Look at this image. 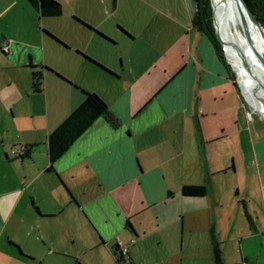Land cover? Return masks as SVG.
<instances>
[{
    "label": "crops",
    "instance_id": "crops-1",
    "mask_svg": "<svg viewBox=\"0 0 264 264\" xmlns=\"http://www.w3.org/2000/svg\"><path fill=\"white\" fill-rule=\"evenodd\" d=\"M55 1L0 0V264H117L120 246L128 264H264V121L192 0ZM83 91L117 125L95 118L49 167Z\"/></svg>",
    "mask_w": 264,
    "mask_h": 264
},
{
    "label": "trees",
    "instance_id": "trees-1",
    "mask_svg": "<svg viewBox=\"0 0 264 264\" xmlns=\"http://www.w3.org/2000/svg\"><path fill=\"white\" fill-rule=\"evenodd\" d=\"M26 1L30 6L36 9L40 16H57L60 14V5L55 0ZM192 2L194 4V11L191 17V25L207 39L218 61L226 66L231 79H234L229 65L224 60L221 48L214 37L210 21L208 0H192ZM244 2L254 18L264 28V0H244ZM232 60L234 61L233 58ZM29 67L33 68L34 66L29 65ZM31 79L32 88L34 90H39L41 86V70L33 69L31 71ZM248 100L252 103L251 99ZM97 117H102L111 127L117 125V119L108 111L102 99L93 92L83 91L81 102L46 136L49 167H51L53 161L58 158L72 141ZM181 193L187 196H201L204 194V188L201 185H185L182 186ZM213 256L214 261H217V249L213 250ZM115 261L117 264L121 261L119 252L115 256Z\"/></svg>",
    "mask_w": 264,
    "mask_h": 264
},
{
    "label": "bare ground",
    "instance_id": "bare-ground-1",
    "mask_svg": "<svg viewBox=\"0 0 264 264\" xmlns=\"http://www.w3.org/2000/svg\"><path fill=\"white\" fill-rule=\"evenodd\" d=\"M210 1L216 16V31L223 41L226 57L235 72L243 97L251 109L264 118V31L259 30L254 23L248 22L252 40L255 41L254 51L260 57V63H256L230 0ZM229 55L237 61L234 62ZM245 68L250 73L247 76ZM248 99H251L252 103Z\"/></svg>",
    "mask_w": 264,
    "mask_h": 264
},
{
    "label": "water",
    "instance_id": "water-1",
    "mask_svg": "<svg viewBox=\"0 0 264 264\" xmlns=\"http://www.w3.org/2000/svg\"><path fill=\"white\" fill-rule=\"evenodd\" d=\"M209 2V7H210V21H211V25H212V29H213V33H214V37L216 39V41L218 42L221 51H222V55L224 56L225 61L228 63V65L230 66V69L234 72L231 64L229 63L226 54H225V49H224V44L223 41L220 39L217 31H216V27H215V21H216V16L214 13V9L212 7L211 1L208 0ZM231 6L234 9V11L236 12L237 18L239 20L241 29H242V33L244 34L245 38H246V42L248 44V47L250 48V51L252 53V57L254 59V61L256 63H260V57L257 55V53L254 51L253 48V40L250 34V30L248 27V22L249 23H254L256 25V27L261 30L264 31V28L260 25V23L254 18L253 14L251 13V11L248 9V7L246 6L244 0H230ZM235 74V72H234ZM234 82L236 83L242 97V91L240 89V85L237 81L236 75L234 77ZM258 86L257 84L255 85V87ZM257 88V87H256ZM243 99L245 100V98L243 97ZM246 102V100H245ZM247 103V102H246ZM248 104V103H247ZM248 106L250 107V105L248 104ZM251 108V107H250Z\"/></svg>",
    "mask_w": 264,
    "mask_h": 264
},
{
    "label": "built area",
    "instance_id": "built-area-1",
    "mask_svg": "<svg viewBox=\"0 0 264 264\" xmlns=\"http://www.w3.org/2000/svg\"><path fill=\"white\" fill-rule=\"evenodd\" d=\"M6 48H7V42L4 40H0V49L2 51H5ZM24 151H25V148L20 146L17 149L10 148L8 151V154L11 157H19L23 154ZM118 252H119V256H121V261L118 262V264H128L129 261H128V258H126V247L120 246L118 248ZM233 264H244V262L243 260H239Z\"/></svg>",
    "mask_w": 264,
    "mask_h": 264
},
{
    "label": "rangeland",
    "instance_id": "rangeland-1",
    "mask_svg": "<svg viewBox=\"0 0 264 264\" xmlns=\"http://www.w3.org/2000/svg\"><path fill=\"white\" fill-rule=\"evenodd\" d=\"M253 42H255V41H253ZM224 57V56H223ZM233 58V57H232ZM234 59V58H233ZM225 60V59H224ZM234 61L236 62L237 60L236 59H234ZM228 64V63H227ZM229 69H230V66H229ZM231 70V69H230ZM245 70H246V76L248 75V71H247V69L245 68ZM231 72H232V74H233V76L235 77V74H234V72L231 70ZM250 74V73H249ZM249 87H250V89H251V91H252V86L249 84ZM238 88V87H237ZM239 91V90H238ZM239 101H242V103H243V105L248 109V110H251L250 112H251V115H256V116H258L262 121H264V118H262L261 116H260V114L258 113V112H256V111H254V110H252L249 106H248V104L245 102V100L243 99V97H242V95L240 94V92H239ZM249 107V108H248Z\"/></svg>",
    "mask_w": 264,
    "mask_h": 264
}]
</instances>
